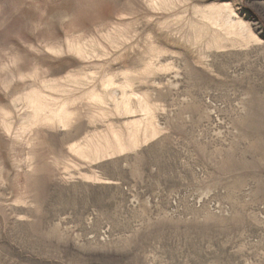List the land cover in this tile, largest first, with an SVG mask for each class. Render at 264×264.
Instances as JSON below:
<instances>
[{"label":"rangeland","instance_id":"1","mask_svg":"<svg viewBox=\"0 0 264 264\" xmlns=\"http://www.w3.org/2000/svg\"><path fill=\"white\" fill-rule=\"evenodd\" d=\"M0 264H264V0H0Z\"/></svg>","mask_w":264,"mask_h":264}]
</instances>
